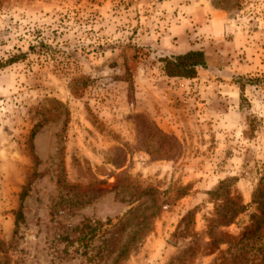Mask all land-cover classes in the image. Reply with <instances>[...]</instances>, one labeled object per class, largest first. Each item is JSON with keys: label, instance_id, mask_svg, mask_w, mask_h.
<instances>
[{"label": "rangeland", "instance_id": "374dc122", "mask_svg": "<svg viewBox=\"0 0 264 264\" xmlns=\"http://www.w3.org/2000/svg\"><path fill=\"white\" fill-rule=\"evenodd\" d=\"M190 50L206 69L163 74ZM21 52L0 264H232L264 187V0H0V63ZM243 243L257 264L264 227Z\"/></svg>", "mask_w": 264, "mask_h": 264}, {"label": "trees", "instance_id": "16d2710c", "mask_svg": "<svg viewBox=\"0 0 264 264\" xmlns=\"http://www.w3.org/2000/svg\"><path fill=\"white\" fill-rule=\"evenodd\" d=\"M37 47H40L39 54L46 53L48 47L39 42L38 45H30L29 50L34 53ZM28 53H19L9 57L6 61L0 63V68L9 66L18 61L24 60ZM159 61L162 64V72L165 76L169 78H181V79H192L196 76L198 69H206L207 62L205 60L204 53L200 50H190L182 54L172 55L169 57L160 58ZM259 194L257 196V208L258 214L251 215L249 225L244 229L241 234L240 239L236 245L231 246V261L232 264H243L246 262L247 256L251 254V250L257 253L261 251L260 249H252V247H247L246 243L250 241L251 238L257 236L260 230L264 227V187L259 189ZM26 195L25 190L21 194V200ZM260 198V199H258ZM16 222L22 220V213L19 211L16 216ZM241 243H243L241 245ZM239 245V247H238ZM257 264H264V254L261 256L260 261Z\"/></svg>", "mask_w": 264, "mask_h": 264}]
</instances>
